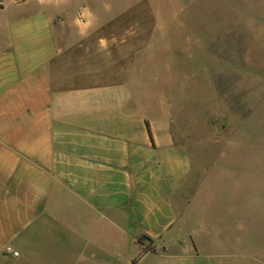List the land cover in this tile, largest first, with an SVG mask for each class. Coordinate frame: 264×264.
Listing matches in <instances>:
<instances>
[{"label": "crops", "instance_id": "1", "mask_svg": "<svg viewBox=\"0 0 264 264\" xmlns=\"http://www.w3.org/2000/svg\"><path fill=\"white\" fill-rule=\"evenodd\" d=\"M175 10L0 0V264H111L127 247L132 264L155 248L142 264L193 251L184 107L227 94L201 83L215 71L194 61L204 46L174 37Z\"/></svg>", "mask_w": 264, "mask_h": 264}, {"label": "rangeland", "instance_id": "2", "mask_svg": "<svg viewBox=\"0 0 264 264\" xmlns=\"http://www.w3.org/2000/svg\"><path fill=\"white\" fill-rule=\"evenodd\" d=\"M165 1L175 3L174 37L205 47L194 61L215 72L201 83L227 98L203 104L193 97L184 107L194 170L184 243L193 251L172 247L176 255L142 264H264V0ZM131 252L118 250L111 264H127Z\"/></svg>", "mask_w": 264, "mask_h": 264}, {"label": "trees", "instance_id": "3", "mask_svg": "<svg viewBox=\"0 0 264 264\" xmlns=\"http://www.w3.org/2000/svg\"><path fill=\"white\" fill-rule=\"evenodd\" d=\"M148 241V242H150V239H148V237H146V236H142V237H140L139 239H138V243L139 244H143V241ZM146 252H148V250L147 249H143V250H141L140 251V253H139V256L136 258V259H133L132 260V264H136V262H137V260L141 257V255H143L144 253H146Z\"/></svg>", "mask_w": 264, "mask_h": 264}, {"label": "built area", "instance_id": "4", "mask_svg": "<svg viewBox=\"0 0 264 264\" xmlns=\"http://www.w3.org/2000/svg\"><path fill=\"white\" fill-rule=\"evenodd\" d=\"M6 251L8 253H11L14 257H16L18 255L16 251H12L9 247L6 248Z\"/></svg>", "mask_w": 264, "mask_h": 264}]
</instances>
